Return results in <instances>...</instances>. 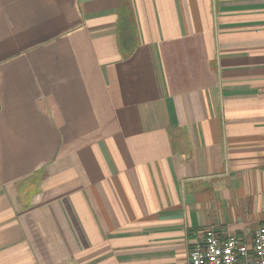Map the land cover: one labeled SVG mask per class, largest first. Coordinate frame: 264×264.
<instances>
[{"label":"crops","instance_id":"obj_1","mask_svg":"<svg viewBox=\"0 0 264 264\" xmlns=\"http://www.w3.org/2000/svg\"><path fill=\"white\" fill-rule=\"evenodd\" d=\"M264 229V0H0V264H188Z\"/></svg>","mask_w":264,"mask_h":264},{"label":"built area","instance_id":"obj_2","mask_svg":"<svg viewBox=\"0 0 264 264\" xmlns=\"http://www.w3.org/2000/svg\"><path fill=\"white\" fill-rule=\"evenodd\" d=\"M188 264H264V229L256 228L247 239L208 230L191 245Z\"/></svg>","mask_w":264,"mask_h":264}]
</instances>
